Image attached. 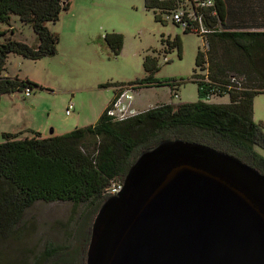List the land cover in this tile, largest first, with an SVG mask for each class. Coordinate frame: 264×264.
I'll return each instance as SVG.
<instances>
[{
  "label": "trees",
  "instance_id": "16d2710c",
  "mask_svg": "<svg viewBox=\"0 0 264 264\" xmlns=\"http://www.w3.org/2000/svg\"><path fill=\"white\" fill-rule=\"evenodd\" d=\"M206 1L144 0L145 10L162 22L163 13L170 15L189 2L193 7L190 10L202 16L203 26L211 31L200 34L207 49L198 52L196 67L200 72H195L192 79L198 87L197 102L162 104L120 122L107 115L108 105L96 124L61 136L44 138L33 131L26 137L21 133L0 134L1 235H11L26 210L37 202L87 205L96 215L111 184L124 180L142 151L164 140L180 139L211 147L264 175V158L255 151L256 147L264 150V123L254 121L253 110L254 98L264 94V32L250 31L259 28L256 17L262 10L260 0H211L212 6L206 9L196 7V3ZM69 7V0H0V23H9L12 16H17L22 24L31 25L38 39V44L31 46L7 38L0 46V100L4 95L24 94L26 89L32 93L44 90L28 79L9 78L2 72L12 54L30 60L55 56L59 36L48 24L58 22ZM189 13L186 11L185 17ZM105 40L115 56L121 54V34H107ZM172 45L180 46L177 40ZM143 64L147 76L130 84L133 91L167 85L177 91L180 83L156 80L155 58L146 56ZM106 87H112L115 95L124 85ZM208 95L212 99L229 96V103H210ZM89 229L84 247L89 243ZM67 260L65 264H74L75 260Z\"/></svg>",
  "mask_w": 264,
  "mask_h": 264
},
{
  "label": "rangeland",
  "instance_id": "374dc122",
  "mask_svg": "<svg viewBox=\"0 0 264 264\" xmlns=\"http://www.w3.org/2000/svg\"><path fill=\"white\" fill-rule=\"evenodd\" d=\"M69 2V10L61 13L58 22L48 24L59 36L55 56L39 60L8 56L2 76L28 79L44 90H34L30 97L20 92L2 96L0 132H18L16 128L21 126L20 136L26 137L31 135L24 128H38L46 138L51 131L53 136H61L96 124L114 98V89L106 85L123 84L126 90L144 79L146 56L157 61L156 80L180 84L177 91L168 85L132 91L131 104L137 113L162 104L182 105L199 100L198 87L192 79L195 72H200L196 67L197 54L207 49L199 33L185 32L166 19L167 13L162 14L163 22L157 21L152 11L145 10L144 0ZM201 3H196V7L200 8ZM192 8L191 3L184 2L178 11L193 12ZM113 33L124 37L118 56L105 40L107 34ZM7 38L31 46L38 44L31 25L22 24L17 16H12L9 23H0V46ZM175 40L179 48L172 45ZM175 92L178 99L173 97ZM210 103L228 104L229 96L214 97ZM70 105L73 107L67 115ZM253 110L254 121L264 123V94L254 98ZM255 151L264 158V150L256 147ZM95 216L87 205L35 203L11 235L0 234V264H65L67 259L86 264L89 243L85 247L84 244L88 223L90 241Z\"/></svg>",
  "mask_w": 264,
  "mask_h": 264
},
{
  "label": "water",
  "instance_id": "95a60500",
  "mask_svg": "<svg viewBox=\"0 0 264 264\" xmlns=\"http://www.w3.org/2000/svg\"><path fill=\"white\" fill-rule=\"evenodd\" d=\"M86 264H264V175L202 144L161 141L101 205Z\"/></svg>",
  "mask_w": 264,
  "mask_h": 264
},
{
  "label": "built area",
  "instance_id": "2783aa9c",
  "mask_svg": "<svg viewBox=\"0 0 264 264\" xmlns=\"http://www.w3.org/2000/svg\"><path fill=\"white\" fill-rule=\"evenodd\" d=\"M212 1L208 0L206 2H202L200 5L202 8L212 6ZM186 13L179 12L178 10L170 15H166L167 20H171L177 25H180L184 30L189 29L191 32L199 33L201 35H207L211 33V31L203 26L202 23V16L197 17L194 12H190L185 17ZM133 87L129 86L128 89H118L117 93L114 95L113 100L110 102L109 107L107 109V115L111 118H113L115 121H125L127 119H130L132 117L137 116L140 113H137L132 108V89ZM32 92L29 89H26L24 92V96L29 97L31 96ZM173 97L175 99L179 98V95L175 92ZM207 100H211L212 96L208 95L206 97ZM73 105H70L68 109L66 110V114L69 115L71 112ZM124 180H117L116 182H113L111 186L106 190L105 196L107 198L116 196L119 194L123 188Z\"/></svg>",
  "mask_w": 264,
  "mask_h": 264
},
{
  "label": "crops",
  "instance_id": "0c3cea01",
  "mask_svg": "<svg viewBox=\"0 0 264 264\" xmlns=\"http://www.w3.org/2000/svg\"><path fill=\"white\" fill-rule=\"evenodd\" d=\"M252 1H254V3L256 2V1H258V0H252ZM259 7L262 9L260 12H259V15H258V17H256V24H257V26L259 27V28H256V29H253V30H250V31H260V32H264V0H260V5H259ZM5 96V95H4ZM30 103H32L31 101H30ZM27 126L29 127V124H27ZM26 126V127H27ZM23 127H25V126H23ZM17 130L16 131H18V132H0V134H2V133H11V134H17V133H20L19 131H20V129H22L21 128V126H18L17 128H16ZM24 131H33V132H38V133H40V129H38V128H24L23 129ZM22 130V131H23ZM51 135V134H50ZM42 136H43V134H42ZM51 136H53V134L51 135ZM50 137V136H49ZM46 138H48V137H46Z\"/></svg>",
  "mask_w": 264,
  "mask_h": 264
},
{
  "label": "bare ground",
  "instance_id": "6f19581e",
  "mask_svg": "<svg viewBox=\"0 0 264 264\" xmlns=\"http://www.w3.org/2000/svg\"><path fill=\"white\" fill-rule=\"evenodd\" d=\"M30 97V96H29Z\"/></svg>",
  "mask_w": 264,
  "mask_h": 264
}]
</instances>
